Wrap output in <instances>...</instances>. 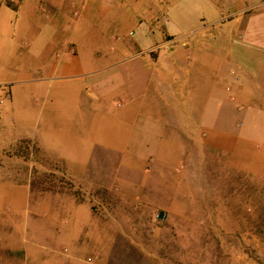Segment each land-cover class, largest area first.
<instances>
[{"label": "crops", "instance_id": "0c3cea01", "mask_svg": "<svg viewBox=\"0 0 264 264\" xmlns=\"http://www.w3.org/2000/svg\"><path fill=\"white\" fill-rule=\"evenodd\" d=\"M263 88L264 0H0V264H105L117 225L95 190L145 201L148 162L169 183L182 141ZM42 174L73 190L33 189Z\"/></svg>", "mask_w": 264, "mask_h": 264}, {"label": "rangeland", "instance_id": "374dc122", "mask_svg": "<svg viewBox=\"0 0 264 264\" xmlns=\"http://www.w3.org/2000/svg\"><path fill=\"white\" fill-rule=\"evenodd\" d=\"M231 14L223 12L222 22L239 23L250 11ZM151 65L153 72L158 66ZM257 91L254 107L222 110L223 121L236 117L238 123L223 122L197 139L182 141L169 183L160 186L148 162L135 179L151 184L143 188L149 190L145 201L143 194H128L123 184L95 190L106 208L99 213L117 225H112L116 234L105 264H264V88ZM247 119L255 122L247 124ZM31 183L36 190H73L52 174L34 175ZM130 197L134 204L127 203ZM163 212L165 219L158 220L155 214ZM7 242L0 237V258L12 257L2 246ZM97 259L91 264H99Z\"/></svg>", "mask_w": 264, "mask_h": 264}, {"label": "built area", "instance_id": "2783aa9c", "mask_svg": "<svg viewBox=\"0 0 264 264\" xmlns=\"http://www.w3.org/2000/svg\"><path fill=\"white\" fill-rule=\"evenodd\" d=\"M178 39H179V37H178ZM175 40H177V37L172 38V39H170L169 41L174 42ZM165 43H167V41H164V42L161 43V44L155 45L152 49H153V50H158V49L161 47V45H162V44H165ZM8 94H9V92L6 91V90H4V93H3V95H4V99L8 98ZM63 179L66 180L67 182H69L68 179H66V178H63ZM69 184H71V183L69 182ZM84 194H86V192H83V195H84ZM86 195H89V194H86ZM91 196H92V195H91ZM93 199L95 200V201H94V205H95L96 207L100 208V207L102 206V204H101L100 202H98L97 199H96L95 197L92 198V201H93ZM155 217H156L158 220H164L165 217H166V215H165L164 213H162V214H160V213H156V214H155Z\"/></svg>", "mask_w": 264, "mask_h": 264}]
</instances>
